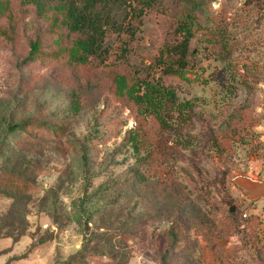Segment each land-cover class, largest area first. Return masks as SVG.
<instances>
[{
  "label": "rangeland",
  "instance_id": "obj_1",
  "mask_svg": "<svg viewBox=\"0 0 264 264\" xmlns=\"http://www.w3.org/2000/svg\"><path fill=\"white\" fill-rule=\"evenodd\" d=\"M192 1L142 11L135 77L73 61L61 0H0V264H264V0ZM186 17L172 98L138 109Z\"/></svg>",
  "mask_w": 264,
  "mask_h": 264
},
{
  "label": "trees",
  "instance_id": "obj_2",
  "mask_svg": "<svg viewBox=\"0 0 264 264\" xmlns=\"http://www.w3.org/2000/svg\"><path fill=\"white\" fill-rule=\"evenodd\" d=\"M61 1L65 5V19L60 28L76 43L78 49L72 54L75 63H89L94 67L117 65L133 76L141 73L127 61L130 57L129 45L136 36L138 26L136 27L135 23L139 15L143 13L142 11L150 9L156 0H141L136 6H132L130 0ZM254 1L257 2V0H244L243 5L251 8L257 5ZM190 4L191 10L188 13L200 6L196 0ZM188 23V17L178 23L173 36L166 41L165 56H161L153 65L145 64V77L149 76V79L143 81L133 78L130 96L138 109L144 106L143 103L151 106L154 102L162 106L172 98V94L164 83L166 78L176 75L184 68V56L190 37ZM112 44L114 46L117 44V47H112ZM110 47L111 52H109ZM35 50V45H33L29 57L34 54ZM165 57L174 58L173 63H165ZM157 68H159L158 71H156ZM139 91H142L140 97L137 95ZM148 96L153 98L151 103ZM150 110L152 109H148ZM155 117L157 116L154 115L153 119L157 120ZM31 125L33 123L29 121L8 126L6 134L8 136L15 131L24 132ZM17 193L9 187L0 188L1 199L18 196ZM256 258L259 259V256Z\"/></svg>",
  "mask_w": 264,
  "mask_h": 264
},
{
  "label": "built area",
  "instance_id": "obj_3",
  "mask_svg": "<svg viewBox=\"0 0 264 264\" xmlns=\"http://www.w3.org/2000/svg\"><path fill=\"white\" fill-rule=\"evenodd\" d=\"M242 218H243V219L246 218V215L244 214V215L242 216Z\"/></svg>",
  "mask_w": 264,
  "mask_h": 264
},
{
  "label": "crops",
  "instance_id": "obj_4",
  "mask_svg": "<svg viewBox=\"0 0 264 264\" xmlns=\"http://www.w3.org/2000/svg\"><path fill=\"white\" fill-rule=\"evenodd\" d=\"M264 215V214H263ZM262 227H264V219H263V224H262Z\"/></svg>",
  "mask_w": 264,
  "mask_h": 264
},
{
  "label": "water",
  "instance_id": "obj_5",
  "mask_svg": "<svg viewBox=\"0 0 264 264\" xmlns=\"http://www.w3.org/2000/svg\"><path fill=\"white\" fill-rule=\"evenodd\" d=\"M229 211L231 212L232 211V208H229Z\"/></svg>",
  "mask_w": 264,
  "mask_h": 264
}]
</instances>
